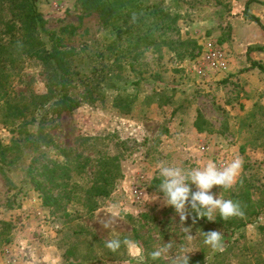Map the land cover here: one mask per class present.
Masks as SVG:
<instances>
[{
  "label": "rangeland",
  "instance_id": "1",
  "mask_svg": "<svg viewBox=\"0 0 264 264\" xmlns=\"http://www.w3.org/2000/svg\"><path fill=\"white\" fill-rule=\"evenodd\" d=\"M111 2L118 14L107 25L98 14L84 13L77 0L37 2L48 31L84 52L83 70L107 67L111 81L104 100L45 115L44 132L56 145L40 144L38 152L22 139L38 133L44 112L35 124L31 114L12 124L13 113L0 112V264H173L182 247L187 264H264V74L249 69L247 59L250 46L264 45V32L245 18L247 0ZM249 9L264 24V0ZM155 11L165 18L154 17ZM10 18L7 8L0 9V26ZM188 40L196 44L178 43ZM250 57L264 64V52ZM12 74L10 102L28 103L47 92L48 74L39 62L24 57ZM199 116L203 131L196 127ZM105 155L120 158L124 179L98 201L96 212L87 213L77 200L67 207L69 217L42 205L31 167L66 160L75 167L79 161L84 169L73 171V181L87 187ZM236 157L244 164L233 188L212 192L242 203L249 191L257 211L252 222L242 229H202L188 219L184 226L195 239L186 241L179 216L158 184L154 188L156 163L223 167ZM212 230L223 234L222 252L202 243L203 231ZM116 235L136 241L141 251L107 249L105 242ZM163 245L169 252L151 261L147 254Z\"/></svg>",
  "mask_w": 264,
  "mask_h": 264
},
{
  "label": "trees",
  "instance_id": "2",
  "mask_svg": "<svg viewBox=\"0 0 264 264\" xmlns=\"http://www.w3.org/2000/svg\"><path fill=\"white\" fill-rule=\"evenodd\" d=\"M37 2L38 0H0V9L7 8L11 14V18L3 21L0 26V112H12L15 116L11 118L12 124L16 123V119L25 118L27 114L33 116L31 124H35L38 120L37 116L44 112V115L41 114L38 133L27 132L22 139L24 146L38 152L40 144L46 147L56 145L54 140L44 132V124L49 121L45 115L51 112L52 116L58 117L64 111L71 112L83 104L93 105L104 100V88L111 81V73L107 67H101V69L92 67L88 72L84 71L82 67L84 52L81 49L66 47L56 32L48 31L47 21L39 11ZM77 2L84 13L98 14L106 25L118 14L111 0H77ZM255 3H259V0H247L244 16L248 21L256 23L264 32L261 19L249 9ZM153 15L165 18L164 13L159 11H155ZM178 43L185 48L188 44H196L191 40ZM253 52H264V45L250 46L247 50L249 69L258 70L264 74V64L250 57ZM24 57L39 62L47 71V92L33 96L28 103L10 102L9 89L13 82L12 73L18 71ZM116 105L126 113L130 110L129 106L122 108L117 103ZM54 118L50 119L52 124L56 120ZM201 120L203 117L199 116L196 127L203 131ZM2 122L9 123L7 119H2ZM22 122L23 128L26 127L28 123L24 119ZM19 133L23 134V131L20 130ZM76 164L72 167L67 160L51 161L30 168L29 173L33 176L34 190L40 192L42 205L45 208L64 211V214L69 217L67 207L77 200L84 205L87 213H94L98 208V201L109 198L116 190L118 183L124 179L120 158L105 155L97 161V170L91 184L83 187L73 181V171L81 173L84 169L79 161H76ZM159 183L160 179H155L154 188ZM82 191L85 192L84 196L79 198L78 193ZM241 202L242 209L247 210L242 217H233L224 221L217 214L215 222L199 218L195 224L202 229L215 224L218 226L228 224L234 229H242L252 222L257 211L252 207L249 191L245 193ZM245 217L249 220H245ZM189 219L192 221V218ZM234 234L232 231L226 238Z\"/></svg>",
  "mask_w": 264,
  "mask_h": 264
},
{
  "label": "clouds",
  "instance_id": "3",
  "mask_svg": "<svg viewBox=\"0 0 264 264\" xmlns=\"http://www.w3.org/2000/svg\"><path fill=\"white\" fill-rule=\"evenodd\" d=\"M244 161L236 157L223 167H218L213 161H209L203 167L182 168L158 161L156 167L160 178L158 191L163 194L164 203L174 209L179 216L180 224H183L185 239L191 242L195 237L191 234V228L185 227V221L192 218L193 223L199 218L207 221H216L218 213L221 220L227 221L233 217H242L244 211L238 201L221 198L212 192L219 186L222 191L232 189L243 167ZM195 186V191L193 187ZM221 191V192H222ZM108 227V225H105ZM203 245L215 251L224 250L223 234L212 230L202 233ZM122 246L134 249L137 253L141 250L136 241L130 238L113 236L105 242V247L113 252ZM169 252V246H157L147 256L151 261L161 260ZM144 259L143 256L140 257ZM173 264H187V247H182L180 253L172 257Z\"/></svg>",
  "mask_w": 264,
  "mask_h": 264
}]
</instances>
